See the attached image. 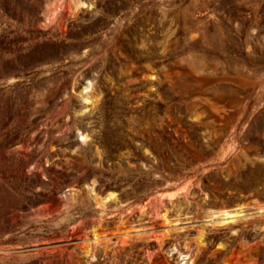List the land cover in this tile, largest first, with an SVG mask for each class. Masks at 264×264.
Instances as JSON below:
<instances>
[{
    "label": "rangeland",
    "instance_id": "1",
    "mask_svg": "<svg viewBox=\"0 0 264 264\" xmlns=\"http://www.w3.org/2000/svg\"><path fill=\"white\" fill-rule=\"evenodd\" d=\"M0 264H264V0H0Z\"/></svg>",
    "mask_w": 264,
    "mask_h": 264
},
{
    "label": "bare ground",
    "instance_id": "2",
    "mask_svg": "<svg viewBox=\"0 0 264 264\" xmlns=\"http://www.w3.org/2000/svg\"><path fill=\"white\" fill-rule=\"evenodd\" d=\"M217 216L220 218H233L234 216H238V212L236 211H227V210H221V211H218L217 213ZM215 214V215H216ZM214 215V216H215ZM229 220V219H228Z\"/></svg>",
    "mask_w": 264,
    "mask_h": 264
},
{
    "label": "water",
    "instance_id": "3",
    "mask_svg": "<svg viewBox=\"0 0 264 264\" xmlns=\"http://www.w3.org/2000/svg\"><path fill=\"white\" fill-rule=\"evenodd\" d=\"M106 237H110V235L106 236Z\"/></svg>",
    "mask_w": 264,
    "mask_h": 264
}]
</instances>
